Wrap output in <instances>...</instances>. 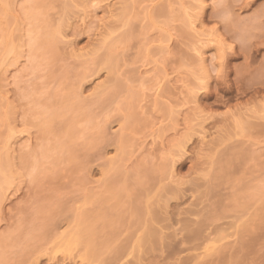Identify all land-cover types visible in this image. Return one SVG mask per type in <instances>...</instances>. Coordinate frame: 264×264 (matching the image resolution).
<instances>
[{
    "label": "rangeland",
    "instance_id": "rangeland-1",
    "mask_svg": "<svg viewBox=\"0 0 264 264\" xmlns=\"http://www.w3.org/2000/svg\"><path fill=\"white\" fill-rule=\"evenodd\" d=\"M34 1L6 0L0 28V154L15 177L1 189L0 264H92L56 244L80 209L104 205L93 264H264V0Z\"/></svg>",
    "mask_w": 264,
    "mask_h": 264
},
{
    "label": "bare ground",
    "instance_id": "bare-ground-1",
    "mask_svg": "<svg viewBox=\"0 0 264 264\" xmlns=\"http://www.w3.org/2000/svg\"><path fill=\"white\" fill-rule=\"evenodd\" d=\"M0 1H2V0H0ZM4 1V0H3ZM9 1V0H8ZM32 1V3H33V1L34 0H31ZM10 2H12V1H10ZM36 2H38V1H36ZM2 3V2H1ZM34 3H35V1H34ZM33 3V4H34ZM39 3V2H38ZM43 3V2H42ZM171 3V2H170ZM32 4V6L30 7V5H29V7H30V11H28L29 12V14H30V16H32V17H34L36 20H40V13L39 12H37V11H35V7H34V5L36 4H34L33 5ZM8 5H11L10 3H8V2H6V0H5V2L3 3V4H0V7H2V12L0 11V28H2L3 27V29L5 30V32H6V23L7 22H5V18H6V16L7 15H5V12L9 9V7H8ZM38 5V4H37ZM41 6H43V5H41ZM7 9V10H6ZM11 9V8H10ZM29 9V8H28ZM28 9H24V10H28ZM162 11H163V7L162 8H160ZM3 10H5V11H3ZM37 10V9H36ZM42 11V10H41ZM159 11V10H158ZM157 10H156V12H158ZM8 12V11H7ZM27 12V11H26ZM26 12H24L25 14H26ZM27 12V13H28ZM155 12V13H156ZM164 12V11H163ZM162 12V13H163ZM161 13V12H160ZM9 14V13H8ZM28 14V15H29ZM152 14V13H151ZM159 15V13H156V15ZM155 14H154V12H153V14H152V16H154ZM8 18V17H7ZM7 18H6V20H7ZM30 18V17H29ZM41 18H42V15H41ZM8 20H9V18H8ZM11 20V19H10ZM61 24V23H60ZM60 24H59V27H63V25L61 24V26H60ZM41 25V24H40ZM2 26V27H1ZM58 26V25H57ZM32 28V27H31ZM37 27V25H36V27L34 26V28L33 29H30L31 31L29 32V31H27V32H29V34L31 33V32H34L33 34H34V39L37 41V42H39V43H41L42 42V39H44V37L42 38V39H40L39 37V34H41L40 33V30L42 31V29H40V28H38ZM55 29L56 28H54L53 29V31L54 32H56V34L57 35H59V33H57V29H56V31H55ZM3 30V31H4ZM38 30H39V33H38ZM48 30H52V29H48ZM9 31V29L7 30V32ZM58 31H60V30H58ZM45 32H46V30H45ZM48 32V31H47ZM9 33V32H8ZM8 33H6V34H4L3 35V38H2V42H3V44H4V51H5V56L6 55H8L9 56V54H11L12 52H16L17 50V45H16V43L14 42V40H13V38H12V36H11V34H8ZM43 33V35H44V32H42ZM48 33H51L50 31L48 32ZM48 33H46V34H48ZM45 34V35H46ZM53 33H51V35H52ZM56 34H53L52 36H51V39L50 40H54V39H56V37H57V35ZM49 35V34H48ZM56 35V37H54V39H53V36H55ZM33 36V35H32ZM31 39V38H30ZM47 40V39H46ZM48 41V40H47ZM1 42V43H2ZM17 42V41H16ZM52 43L54 42V41H51ZM56 42V41H55ZM117 42V41H116ZM115 43V41H112V42H110V44H108L107 46V48H109V49H107V61L110 63L109 64V66L111 65V64H113V62H114V56H113V50H114V44ZM31 44V43H30ZM115 45H116V43H115ZM31 46V45H30ZM32 47H33V44H32ZM36 47V46H35ZM114 47V48H113ZM55 49V47L53 48V50ZM109 50V51H108ZM20 51V50H19ZM52 51V50H51ZM53 52V51H52ZM17 53V52H16ZM7 56V57H8ZM113 56V57H112ZM201 56H202V54H201ZM0 57H2L3 58V56L1 55ZM200 58V57H199ZM6 60V59H5ZM203 60V59H202ZM202 60H201V62H202ZM4 61V60H3ZM4 63V62H3ZM202 63H204V60H203V62ZM114 65V64H113ZM111 67H112V69L114 70V68H115V66H114V68H113V66L111 65ZM110 67V68H111ZM109 68V69H110ZM112 70V71H113ZM115 80H116V78H115ZM117 81V80H116ZM118 85V84H117ZM119 86V85H118ZM137 94H138V92H137ZM134 95H135V93H134ZM138 96V95H137ZM134 97V96H133ZM136 98V97H135ZM134 98V99H135ZM130 99V98H129ZM129 99H127V100H129ZM126 100V101H127ZM137 100V99H136ZM129 101H131V99L129 100ZM136 102V101H135ZM136 104V103H135ZM126 105H128V102H127V104ZM69 106H71V105H69ZM125 106V105H124ZM132 106H134V102L132 101V103L130 102V104H129V106L128 107H132ZM59 107V106H58ZM71 107H73V106H71ZM70 107V108H71ZM124 108V107H123ZM68 109V108H67ZM134 109L136 110V108H135V106H134ZM45 110V109H44ZM56 110H57V108H56ZM132 112L134 111L133 110V107H132ZM42 111H43V109H42ZM46 111L47 110H45V112L43 111V113H45L46 114V117L48 116V113H46ZM51 112H52V110H50ZM54 111V110H53ZM47 112H49V111H47ZM56 112V111H55ZM55 112H54V114H55ZM60 112V111H59ZM88 112V111H87ZM80 113V112H79ZM78 113V114H79ZM84 113V112H83ZM90 112H88V114H89ZM134 113V112H133ZM9 114V113H8ZM59 114V113H58ZM58 114L56 113L55 115H57L58 116ZM132 114V113H131ZM53 115V112H52V114H50L49 115V117L48 118H46V120H44L45 122H46V124H47V126L45 127V129H46V131H48L49 129L51 130V121H52V124H53V121L55 120H52L54 117L52 116ZM84 115V114H83ZM85 115H87V113H85ZM91 115V114H90ZM127 116V115H126ZM53 117V118H52ZM74 117V116H73ZM91 118H92V120H93V117L91 116ZM127 118V117H126ZM134 118V117H133ZM132 118V119H133ZM88 119V118H87ZM92 120H90V123H91V121ZM128 121V122H127ZM133 121H135V118H134V120ZM133 121H131V115H128V120H126V125H127V128H129L128 130H131V128H130V123L131 122H133ZM69 122H70V120H69ZM66 123V122H65ZM67 123H68V121H67ZM88 123H89V119H88ZM92 123H94V122H92ZM135 123V122H134ZM87 124V123H86ZM85 124V125H86ZM95 124V123H94ZM54 125V124H53ZM52 125V126H53ZM67 125V124H66ZM73 125V124H72ZM72 125H70L71 127H73V128H69V130H68V132H69V134H70V132L71 133H73V134H75L76 135V133H74V131H72V130H74L75 128H74V126H72ZM90 125V124H89ZM125 125V126H126ZM134 125V124H133ZM62 126V125H61ZM87 126H88V124H87ZM97 126V125H96ZM124 126V128L125 129H127L126 127ZM132 126V125H131ZM137 126V125H136ZM136 126L134 125V127L136 128ZM54 127V126H53ZM60 127V126H59ZM89 127V126H88ZM92 126L90 125V128H91ZM99 127V126H98ZM83 128H84V132L85 131H87V130H85V127L83 126ZM97 128V127H96ZM242 128H243V126H242ZM68 129V128H67ZM67 129H66V131H67ZM72 129V130H71ZM86 129H89V128H86ZM133 129V128H132ZM77 131L79 130V129H76ZM75 130V131H76ZM90 130V129H89ZM128 130H126V132L128 131ZM204 130V129H203ZM54 131V130H53ZM132 131V130H131ZM82 132V131H81ZM125 132V131H124ZM124 132H123V135H121L122 136V140L120 139V145H122L121 146V149H122V151L123 152H125L126 151V146H127V143L130 141L126 136H124ZM125 132V133H126ZM49 133H50V131H49ZM80 133V132H79ZM83 133V132H82ZM94 133V132H93ZM93 133H91V134H93ZM127 134H129V133H127ZM72 135V134H71ZM126 135V134H125ZM74 136V135H73ZM88 136V135H87ZM91 136V135H90ZM120 136V137H121ZM128 136V135H127ZM94 137V136H93ZM65 141V140H64ZM93 141H95V140H93ZM65 142H67V143H65V144H62V146L64 145V146H67V148H68V146H69V150L71 151L73 148L71 147V145H73V142H71L72 144L70 145V143L68 142V140L67 141H65ZM63 143V142H62ZM89 144H91V143H89ZM92 144H93V142H92ZM180 144H182V143H180ZM60 145V144H59ZM61 146V145H60ZM46 149H47V147H45ZM45 148L43 149V151L41 152V154L43 153V155H39L38 154V156L40 157H42V158H48L49 156H45L44 155V153L46 152V151H44L45 150ZM62 148V147H61ZM72 148V149H71ZM75 148V147H74ZM11 149H12V147H11ZM66 149V148H65ZM6 150H8V148L6 149ZM12 151V150H11ZM63 151V150H62ZM73 151V150H72ZM121 151V150H120ZM8 153V155H6V156H3L2 154H0V195L1 194H3V193H1L2 191H1V189H2V186H3V184H6L5 182H10V180H12L13 178H15V177H13L14 175H13V172L14 171H12V170H14V169H12L11 170V168H9L10 166H9V164L11 163V158H13V157H9V154L11 153H9V151H7ZM69 152V151H68ZM2 153V152H1ZM49 153V152H48ZM63 153V152H62ZM72 153V152H71ZM128 152H126V154H127ZM6 154V153H5ZM4 154V155H5ZM45 154H47V153H45ZM60 154V153H59ZM24 155H25V153H24ZM61 155H63V154H61ZM55 156V155H54ZM23 155H22V159H23ZM41 157H40V159H41ZM51 157V156H50ZM49 157V158H50ZM27 158V157H26ZM60 158H62L61 156H60ZM64 158V157H63ZM25 159V158H24ZM24 159H23V161H24ZM53 159V158H52ZM115 159V158H114ZM121 159V158H120ZM42 160V159H41ZM49 160H51V159H49ZM116 160V159H115ZM122 160V159H121ZM53 161H54V159H53ZM114 161V160H113ZM113 161H111V163L113 162ZM120 161V160H119ZM15 162V161H14ZM28 162H29V160H28ZM117 163H118V161H116ZM116 162H113V163H116ZM123 162V161H122ZM121 162V163H122ZM41 163V162H40ZM111 163H110V161H109V164L111 165ZM112 163V164H113ZM121 163H120V165H121ZM14 164V163H13ZM36 165L35 166H37L38 164L37 163H35ZM41 164H43V163H41ZM40 164V165H41ZM12 165V164H11ZM25 166H26V162H25V164H24ZM110 165H109V168H110ZM114 165V164H113ZM115 166V165H114ZM113 166V168H117V170H119L118 168L119 167H117V166H115L114 167ZM12 167V166H11ZM112 167V166H111ZM27 168V167H26ZM36 168H38V166L36 167ZM41 168V167H40ZM112 168V169H113ZM38 170H39V168H38ZM114 170V169H113ZM36 171H37V169H36ZM36 171H34V174L36 173ZM42 171H44V170H42ZM41 171V169H40V172H42ZM120 171V170H119ZM112 173H114V172H112ZM39 174V173H38ZM107 176V175H106ZM109 176H111V175H109ZM114 176H115V173H114ZM117 176V175H116ZM13 177V178H12ZM12 178V179H11ZM108 179H109V177L106 179L105 178V180H107V182H108ZM114 179H116L115 177H114ZM114 179H111V181L112 180H114ZM111 181H110V179H109V183H108V185H110V183H111ZM114 182V181H113ZM113 182L111 183V185H110V187L112 186V184H113ZM13 183V181H11V184ZM140 183H141V181H140ZM139 183V184H140ZM105 184H106V182H105ZM116 186H112L111 188H109L108 190L109 191H105L106 193H107V197H108V199H112L113 200V206L114 207H116L115 205H120L121 203H119L120 201H121V199H120V197H119V193H121V195H122V192H120V190L122 189V187L121 186H119L118 187V185H117V181H116ZM115 184H113V185H115ZM123 186V185H122ZM3 187H5V186H3ZM117 187L119 188L118 190H117ZM120 187H121V189H120ZM127 187V186H126ZM125 187V188H126ZM111 189H113V190H111ZM116 189V190H115ZM107 190V189H106ZM127 191V190H126ZM104 192V194L106 195V193ZM129 192V191H128ZM136 192H137V190H136ZM91 193V192H90ZM131 193V192H130ZM97 194V193H96ZM102 194V195H101ZM101 194H99V195H101L102 196V198L105 196L102 192H101ZM138 193H134V196H135V198H136V195H137ZM92 194H88L87 195V198H89L90 200L93 198V196H91ZM128 195V194H127ZM123 196V195H122ZM121 196V197H122ZM126 196V195H125ZM2 197V196H1ZM129 197V196H128ZM87 198H86V200H87ZM151 198V197H150ZM98 199V198H97ZM96 199V200H97ZM123 199V198H122ZM90 200H88V201H90ZM94 200V199H93ZM102 200V199H101ZM104 200V199H103ZM106 200V199H105ZM124 200V199H123ZM128 200V199H127ZM135 199H133V195H132V197H131V202L133 203V201H134ZM137 200V199H136ZM138 202L137 203H139V200H137ZM94 202H97V201H94ZM124 202H125V200H124ZM130 202V203H131ZM136 201H134V203H135ZM90 203H93L92 202V200H91V202ZM110 203V202H109ZM108 203V204H109ZM105 204V203H104ZM111 204V203H110ZM109 204V205H110ZM146 204H147V202H146ZM143 205V204H142ZM152 205V204H151ZM101 206V205H100ZM105 206L106 205H104V207L102 208H100V212H98L97 211V213H96V210L94 211V213L95 214H88V213H90V212H85V209H84V211L82 212V211H78V209H77V214H75L76 215V217H74L75 218V222H74V220H73V223L71 222V225H72V228H68L69 230L67 231V232H65L64 231V233L62 232L61 233V236H59V239H60V237H61V241L59 240V243H57L56 244V246H59V248H62V249H64L65 251L64 252H66V251H71V250H73V249H75L77 246H79V247H81V250L82 249H84V250H82V251H84V253H83V256H82V254H81V256H82V258L83 259H86V260H88V263H94V261L93 260H95V258H97V256H98V253L100 254V251L98 252V250H99V246H101V245H104V244H106L107 242H108V240L106 241V240H99L98 239V237H100L99 236V234L97 233V226L100 224V223H103V225H106V227H108L107 225H109V224H111V222L112 221H110V220H107V219H105L106 217V214H108V213H106L105 214V212L106 211H104L103 209H105ZM111 206H112V204H111ZM111 206H109V207H111ZM131 206H135V204L133 205V204H131ZM137 206V205H136ZM147 206H149V205H147ZM153 206V205H152ZM119 207V206H118ZM143 207V206H142ZM146 207V206H145ZM119 208H121V207H119ZM134 208V212L133 213H139L140 212V210H139V208H137V207H133ZM150 208H152V207H148V209H150ZM154 208V207H153ZM112 209V208H111ZM113 209H116V208H113ZM131 209V208H130ZM146 209V208H145ZM147 209V210H148ZM102 210V211H101ZM147 210H146V213L148 214V212L150 211V210H152V209H150V210H148V212H147ZM156 210V209H155ZM155 210H154V212H155ZM92 213V212H91ZM150 214H155V213H153V210L151 211V213ZM142 215V214H141ZM109 216H110V214H109ZM135 216H138V214H136ZM155 216V215H154ZM114 219L116 218V217H114V216H112ZM118 217H119V215H118ZM142 217V216H141ZM140 217V218H141ZM120 218V217H119ZM138 219V218H137ZM113 220V219H112ZM116 220V223H117V219H115ZM110 221V223L109 224H107L108 222ZM137 221V220H136ZM139 221V220H138ZM139 223V222H138ZM101 225V224H100ZM110 226V225H109ZM147 226H149V225H147ZM70 227V226H69ZM100 227V226H99ZM98 227V228H99ZM114 227V226H113ZM153 227V226H152ZM147 227H145L144 229H146ZM112 229V228H111ZM114 230H115V228H113ZM117 229V228H116ZM154 231V232H153ZM151 230V227H148L147 228V232L149 233L148 235L150 236L151 235V237L152 236H155V237H157V239H159L160 237H159V234L157 235L156 233V231L155 230ZM113 231H109V232H107L108 234H110V233H112ZM161 233V232H160ZM107 234V235H108ZM156 234V235H155ZM6 235V234H5ZM161 235V234H160ZM112 236V235H111ZM115 236V235H114ZM148 236V237H149ZM6 237V236H5ZM5 237H3V238H5ZM11 237V236H10ZM159 237V238H158ZM162 237V236H161ZM8 238V237H7ZM111 238H113V237H111ZM153 239H155L154 237H152ZM151 238V239H152ZM10 239V238H9ZM138 239V238H137ZM145 238L142 236V238H140V241L139 240H137V241H139V242H141L142 244L144 243V241H146L147 239H145ZM149 239H150V237H149ZM148 239V240H149ZM152 239V240H153ZM6 239H4L3 240V242L5 241ZM18 240V239H17ZM109 240H111V239H109ZM147 240V241H148ZM152 240H149V241H152ZM156 240V239H155ZM10 241V240H9ZM13 241V240H12ZM19 241V240H18ZM146 241V243H148L149 244V242H147ZM157 241V240H156ZM2 242V241H1ZM20 242V241H19ZM138 242V244H140ZM61 243V244H60ZM153 243V242H152ZM5 244H6V241H5ZM58 244H60V245H58ZM108 244V243H107ZM140 246V245H139ZM101 248V247H100ZM120 248V247H119ZM58 249V248H57ZM3 250V249H2ZM6 250V249H5ZM119 250H121V248L119 249ZM2 253V252H1ZM0 253V254H1ZM3 254V253H2ZM2 254H1V256H2ZM80 256V255H79ZM7 258V257H6ZM81 258V257H80ZM3 260V259H2ZM1 261V260H0ZM4 261V260H3ZM2 262V261H1Z\"/></svg>",
    "mask_w": 264,
    "mask_h": 264
}]
</instances>
